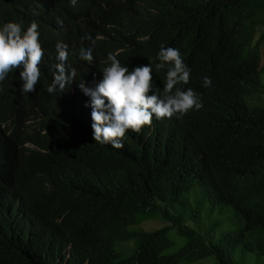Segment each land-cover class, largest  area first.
Masks as SVG:
<instances>
[{"label":"trees","instance_id":"1","mask_svg":"<svg viewBox=\"0 0 264 264\" xmlns=\"http://www.w3.org/2000/svg\"><path fill=\"white\" fill-rule=\"evenodd\" d=\"M10 21L37 22L44 56L35 92L21 69L0 82V264H264V0H0ZM64 34L87 87L112 53L162 91L160 48L179 49L203 106L96 143L80 82L46 91Z\"/></svg>","mask_w":264,"mask_h":264},{"label":"clouds","instance_id":"2","mask_svg":"<svg viewBox=\"0 0 264 264\" xmlns=\"http://www.w3.org/2000/svg\"><path fill=\"white\" fill-rule=\"evenodd\" d=\"M70 3L74 7L77 0H70ZM58 23L62 26V22ZM38 28L35 21L26 30L14 21L0 26V82L10 72L21 69L19 78L22 81V94L35 92L42 75L39 65L44 51L39 42ZM64 37L65 34L54 41L58 63L53 66V79L46 91L49 94H55L57 90L63 93L74 80L80 82V89L90 97L91 127L96 143L111 144L113 148L121 149L124 146L122 140L129 129L140 132L143 126L151 125L154 117L183 116L193 108L199 110L203 106L199 95L192 88L179 87L189 83L190 69L177 48L162 46L158 53L160 63L155 64L156 71L167 65L162 91L158 87L154 88L151 63L130 71L112 53L107 56L110 65L101 70L102 79L95 87H87V80L79 81L77 69L67 65L69 53L67 42H63ZM86 39L92 40V37L89 35ZM92 43L95 41L92 40ZM80 56L91 64L94 59L92 48L81 49ZM89 84L94 85L92 82ZM203 84L204 87H211L212 81L204 77Z\"/></svg>","mask_w":264,"mask_h":264},{"label":"rangeland","instance_id":"3","mask_svg":"<svg viewBox=\"0 0 264 264\" xmlns=\"http://www.w3.org/2000/svg\"><path fill=\"white\" fill-rule=\"evenodd\" d=\"M263 78H264V75H263ZM164 224L165 223L162 222L161 220L151 219V220H147V221L143 222L142 224L135 226V228L142 229L145 231H151V230H154V229H157V228L163 226ZM168 235L171 239H173V246H172L170 251L174 252L184 243L185 239L183 237L177 236L173 230L169 231ZM126 247H127L126 245H123V244L120 245V248L125 249ZM193 264H216V262H215L213 256H208L207 258L199 260ZM247 264H254V261L249 260L247 262Z\"/></svg>","mask_w":264,"mask_h":264}]
</instances>
